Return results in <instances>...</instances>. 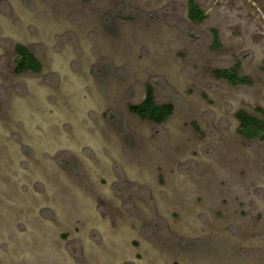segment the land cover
Instances as JSON below:
<instances>
[{
    "label": "rangeland",
    "instance_id": "1",
    "mask_svg": "<svg viewBox=\"0 0 264 264\" xmlns=\"http://www.w3.org/2000/svg\"><path fill=\"white\" fill-rule=\"evenodd\" d=\"M188 1L0 0V264H264V0Z\"/></svg>",
    "mask_w": 264,
    "mask_h": 264
},
{
    "label": "trees",
    "instance_id": "2",
    "mask_svg": "<svg viewBox=\"0 0 264 264\" xmlns=\"http://www.w3.org/2000/svg\"><path fill=\"white\" fill-rule=\"evenodd\" d=\"M187 18L193 24H199L206 19L204 11L194 0L187 2ZM212 44L218 45L219 39L216 31H211ZM14 59L12 62L13 71L20 73H37L40 70V63L33 51L22 45H17L14 49ZM216 79L224 81L232 86L248 85L249 79L238 73V64L231 68L216 69L213 72ZM128 111L154 125L164 122L173 111V106L166 103H157L154 100L153 91L150 86L144 88V98L136 104H129ZM238 122V134L246 141L259 139L264 135V122L244 111L236 114Z\"/></svg>",
    "mask_w": 264,
    "mask_h": 264
},
{
    "label": "flooded vegetation",
    "instance_id": "3",
    "mask_svg": "<svg viewBox=\"0 0 264 264\" xmlns=\"http://www.w3.org/2000/svg\"><path fill=\"white\" fill-rule=\"evenodd\" d=\"M16 46H17V45H16ZM16 46H15V47H16ZM22 46H23V45H22ZM15 47H14V49H15ZM24 47H25V46H24ZM40 69H41V65H40ZM39 71H40V70H39ZM143 98H144V97H143Z\"/></svg>",
    "mask_w": 264,
    "mask_h": 264
}]
</instances>
